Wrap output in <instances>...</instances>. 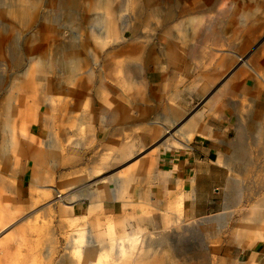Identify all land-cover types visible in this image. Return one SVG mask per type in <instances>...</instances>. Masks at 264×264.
I'll return each instance as SVG.
<instances>
[{
	"label": "rangeland",
	"instance_id": "obj_1",
	"mask_svg": "<svg viewBox=\"0 0 264 264\" xmlns=\"http://www.w3.org/2000/svg\"><path fill=\"white\" fill-rule=\"evenodd\" d=\"M7 1L8 0H1V2H4L3 4H5ZM194 1L195 0H188V2L186 0H155L157 8L161 9L160 17H158L160 18V21L157 20V18L152 19L147 23L129 20L127 11L123 12L122 19L128 21L130 25L128 33H126L124 36L126 37L124 38V42L120 38L118 41H115L110 45L114 44L117 48L118 45L122 44L123 42L133 47H138L141 51L133 52L132 55L129 56L128 53L126 56L127 62L122 69L123 71H114L115 74L111 65L110 67L107 65L108 63L111 64L110 59H112L106 56L107 50H101L100 44L96 43L89 36L91 33L89 30V25L91 20L94 19L95 13L86 11L83 5L77 9L75 13L76 18L75 20L71 21V23L67 20L66 11L61 6L60 0H42L40 2L39 17L35 18V20L33 19L26 25H23L22 23L20 24L16 18L9 15L7 12H0V27H4L3 29L10 32L8 37L11 43H13L12 48L15 49L13 51L16 53L20 51L24 41L33 35V32L38 34L39 32L43 31L45 37L46 35L48 36L45 41L44 48L52 49L54 47V37L59 38L62 41L61 44L64 43L66 45L73 44L74 42L78 44V41L88 40L86 49H83L84 46H80V48L82 49L87 68L89 69H82L79 72V74H82L83 77L84 87L82 88H84L85 93H79L75 95L74 99L76 103L73 104V106L76 108V110L72 112L71 115H55L54 120L49 123L48 128L44 133L42 132V129L40 130V128L35 126L36 124H30L27 122L29 116H32V118L35 120L39 119L42 122V117L44 115H22L23 117L27 118L25 120L23 117H14L13 125L15 129L13 128V130L15 135L18 133V138L20 140L26 139V135H24L20 130L24 123L27 125L26 134L33 133L35 135L34 138L36 139V147L39 145L43 147L47 144L50 139L49 136H51L49 135L50 132L48 131L49 127H51L50 129L52 130L54 128V132L57 134V137H59V151L61 152V155L64 156L66 152L68 156L72 157V161L75 164L70 170H75V175L83 173L82 175L86 174L89 176L86 181H80L74 185L71 182L73 180L72 177L65 175L64 172L70 171L64 170V168L61 166L58 168V172H55L52 174V176L45 178L43 180L42 187L38 189V194L36 197L43 198V196L49 192L50 198H54L57 196L58 190H60L59 192L61 197L67 196L68 200L64 199V201L57 202L55 203L57 205L55 207L51 206L50 209L45 204L48 199H44V201H42V204H45L44 209L36 212L38 217L35 216L36 221L33 223L36 225V238L32 246L33 248L31 247V244H25L22 239L23 234L21 231H19L15 239L9 240L8 247L5 248L3 252L0 251V264H34V262L36 264H49V259L45 260L47 258L43 255H40V252H46L48 245L51 244V242L46 239L47 234H44L45 231H41L42 227H44V229L46 228L52 230V235L54 236L53 238L57 246V250L51 258V264H83L82 261L84 259L81 255L80 257L77 254L66 255L64 247L74 235L79 238L78 240H84L86 227H90L92 230H94V241L102 244H106L111 237H116L119 236V234L122 235L125 232H130L132 229H143L144 235L147 234V238H145V245L148 243L150 245V248L148 247V249H151L152 251L157 248L154 253L156 255L158 254L163 259L162 262L157 264H232L234 259L238 258V256L246 257L253 255V251L262 241H258L251 246H240L235 240L234 234L237 232L235 228L237 225L236 220L239 221V217L242 218L243 215L249 214L252 204H256L257 202V206L260 205L261 210L264 208V187H261L264 186V182L259 183L261 179L264 180V175H262L264 174V166H262L264 161H261L264 160V155L261 153L257 157L259 174L258 172L257 174L253 173L244 179L237 169L230 171L222 162L217 163L215 161V158L218 154H221V161L225 159L226 156H230L232 154L234 155V153H236L235 149L244 143H242V141H237L235 138V115H228L227 118L222 119H218L213 115H207L203 118L201 123L210 128L211 134L209 135L208 139L198 134H194L191 137L189 146L186 149L177 148L175 151L168 153L169 155L171 154L169 158H160L159 169H162L166 173L168 172L166 178V181L169 180V183H167L168 189L158 192L157 187L153 185V193L147 197L146 203L138 204L133 208L128 207L125 209V214L127 215L125 221L122 215L103 217V215L99 214L100 210L95 211L94 217L90 216L89 219H81V214H79L80 210H75L70 203L76 199V196H80L82 194L81 189H84L82 187L84 183L91 185L88 188H96L98 185H103L107 181L106 176L111 175L113 177L115 175L113 173H116L118 170H125L126 168L130 167L135 163L137 158V156L132 155L117 163L114 167H112V169L99 168L100 170H98V172H91L93 167L91 165L92 162L90 159L92 156H94V153H101L100 158L101 156H107L109 154L111 155L114 153L113 146L115 144L113 143L121 141V136H112L108 130L100 133L97 128V124H102V122L105 123L104 116L108 115L109 113L107 110H121V105L123 101L126 100L128 101L127 104L131 106V109L134 106L140 105V101L134 99L135 93L142 92L144 94L146 91H144V88L147 87V85L153 87L155 92H158L159 89L161 90L159 82L163 84L168 82L166 85V94H170L177 89L186 91L189 90L187 89L189 87V80L184 78V71L180 72V74L177 72V74L174 75V78H172L170 81H166L160 76L162 73L169 74L171 72L170 69L180 68L177 67V65L171 63H168L167 65V62L165 61V55L170 54L172 49L174 53L177 51V48L180 49V54H182L184 57L183 59H186L185 61L190 64L189 67L191 68V66L197 67V64L192 58L189 57V53L194 55V58L200 54V45L211 44L204 41L201 35H196V39L182 42L180 41L177 46L172 42V36L173 33H175L173 25L182 20L184 18V14H186L188 11L199 14L197 8L198 6L197 4L193 3ZM208 6L214 10L219 8L225 10L226 8V12H228V14H224L221 24L219 25L222 32L227 30L226 28L231 24L232 20L229 16L233 15V13L237 11H243L249 14V24H252L253 22L264 24V0H210ZM185 10L188 11L182 13V11ZM169 12H173L175 20L173 19L172 21H168L166 23L164 21V15ZM46 17H48L50 21L49 27L43 23L44 18ZM120 22L121 19L118 20L119 24ZM52 25L53 28L55 27L56 30L60 32V35H56V32L51 28ZM204 27H206V25H203L200 31ZM167 33L169 34L167 35ZM228 42L229 41L225 42L220 47L217 46V48H213V52L216 53L215 51H221V49H233L227 47ZM262 45H264V27L259 30L255 36V39L250 43L248 48L245 49L244 53H242L243 56H255L256 54L260 53L258 49ZM93 53L98 55L96 59L97 61L93 59ZM258 56L260 59L264 58V51H262L261 54H258ZM23 58L24 57H22L21 60L24 61ZM5 63L6 56H0V109L10 97L8 91L15 74L21 75V73H17L16 70L22 67L21 63L23 62L19 61V57H17V62L14 64L6 65ZM261 64L264 65V63ZM260 73L264 74L261 71ZM104 74L107 75L105 76ZM126 74H128V77H130L127 80L123 79L122 77ZM87 75L90 76L89 79L84 77ZM181 79H183L184 82L179 84L178 81ZM124 82L126 85H124ZM40 84H42V81H40V83L35 82L33 85H31L28 88L30 93L33 92L36 95L40 94V91L38 92L39 88L41 87ZM63 87L66 89H71V87L74 88L71 84H69V82L68 85L66 84ZM47 90L49 89L45 88V91ZM53 90L58 92L55 87H53ZM102 91H106L109 94L108 100L105 102V104L100 99L101 97L98 96V94ZM184 96L186 98V102L190 105L191 110L198 108L203 102V98L194 99L192 96H189L187 92L184 94ZM30 99L31 96H28L27 100ZM85 100H88L85 102L87 104L84 103ZM256 107L261 112L260 115L264 117V99L259 100ZM151 116L154 115L151 114ZM4 120V115L0 114V179L2 180L4 186H8L7 188L12 187L13 189L17 185V182H19V179H21L23 181L21 185L22 194L25 195L27 193L29 176L20 174L18 179H16V177H12L10 174L14 169V166L11 164L13 158L11 156H9L10 158H7V156H2L5 152L4 147H2V140L8 137L6 134L8 129H5L4 127ZM77 123H83L84 125L82 124L83 126L81 125V127H78ZM92 134L95 135V141L90 143L89 141ZM254 135L251 134L249 139H251L252 142L257 143L254 141ZM215 138H217V140H215ZM85 140H89L88 144L86 145H84ZM219 140H221V142ZM259 142H262V139H260ZM260 145L261 144L259 143L258 146ZM241 146L246 148L247 145L245 143ZM150 148L151 146L147 147L145 151L149 150ZM253 152L254 151H251L252 155L255 154ZM123 153L125 154L126 152L123 151ZM52 158L53 157L50 156L45 160H41L39 165L36 167H39V169L43 170L46 174L48 171L52 172ZM193 158L195 159V167L191 171L183 169L184 173L178 174V177L181 181L178 185L177 180L174 179L175 174H172L171 169L168 167V164L170 163L169 161L176 160L181 161L182 164H185V161H191ZM27 160H29L27 163H25L24 160L17 162L18 166H22V164L24 165V170L26 172L31 171L32 157H29ZM132 170H137L139 175H142L143 173L141 167H134ZM74 173L69 174L73 175ZM229 176H234L237 178L238 183L236 186H228V183L230 182ZM109 184L112 188V183ZM1 185L2 184H0V186ZM52 186L58 190L51 189ZM66 187L69 189H66ZM138 187H140L139 182H135L131 185L132 190H136ZM255 187L258 188V192L250 199L249 195H246V193L250 194V192L248 193L247 191H250ZM246 188L248 189L246 190ZM46 189L51 190L48 191ZM244 190H246L245 193ZM73 191H76L74 197L70 198V195L73 194ZM12 195L13 194H10L8 189L1 194L0 212L3 211L4 206L2 199H9L12 197ZM178 196L182 197V204L180 207L176 202ZM56 198L58 199V197ZM67 205L70 206L67 207ZM59 206H64L65 208L67 207V214H64L65 210H59ZM117 210H119V208ZM230 210H234V213L231 215L229 213ZM217 214H219L220 218H222L221 223H225L222 228L218 227L217 224L212 225V223L200 221V219L204 216H214ZM177 215H180L181 217L179 221L187 222H185V225H180V227L177 226L178 228L175 227L173 230H170L172 226L174 227V225L178 224L175 221ZM20 221L25 220L18 219V222ZM175 222L177 224H175ZM203 222L205 223L204 225ZM31 223L32 222H24L23 224L26 226L27 224L29 225ZM180 223L182 222H179V224ZM11 227H5L6 229L3 230H7V228ZM166 227L167 230L169 229L168 227H170V229L167 231ZM25 229V231L28 232L27 227ZM150 229H153L154 231H150ZM111 231L115 232L112 233ZM43 235L45 238H42ZM32 251L37 253V255H31L30 253ZM190 252L194 254L195 259L187 261L186 258ZM205 254L207 258L206 260H202V255ZM105 256L106 255H103L102 258V261L105 263L102 264H106V262L107 264H112V257ZM64 259L68 261L65 262Z\"/></svg>",
	"mask_w": 264,
	"mask_h": 264
},
{
	"label": "crops",
	"instance_id": "obj_2",
	"mask_svg": "<svg viewBox=\"0 0 264 264\" xmlns=\"http://www.w3.org/2000/svg\"><path fill=\"white\" fill-rule=\"evenodd\" d=\"M237 42H238V37L234 38L227 44L228 48H233V49H221V51H215L216 53H214L212 50L213 48H217L216 45L213 44H205V45L202 44L200 46L198 45L200 47V54H198L193 58L194 55L189 53V57L192 58L194 62H196L197 64V67L191 66V68L189 67L190 64L186 62L185 61L186 59L184 60L183 59L184 57L182 56V54H180V49L177 48V51L175 53L172 49L170 54L165 55L166 56L165 61L167 62V65L168 63H171L177 65V67L180 68L170 69L171 72L169 74L162 73L160 77L166 81H170L172 78H174V75H176L177 72L178 74H180V72L184 71L185 72L184 78H187L189 80V87L187 88L189 89L188 91L177 89L174 92H171L170 94H166L165 91L167 90L166 85L168 82L165 84L159 82L161 86V90L159 89L158 92H155L153 90L154 89L153 87L147 85V87L144 88V91L146 90L144 94L142 92L135 93L134 99L140 101L139 102L140 105L134 106L131 109V106L127 104L128 101L126 100L123 101L121 105L122 106L121 110L119 111L115 109L112 111L107 110L109 113L108 115L104 116L105 123L102 122V124H97L98 126L97 128L100 133H103L108 130L110 132V135L112 136L114 135L121 136L120 137L121 141H117L113 143L115 144L113 146L115 153L111 155L109 154L107 156H101L100 158L101 153L99 152L94 153V156H92V158L90 159L92 162L91 165L93 167L91 169V172H98V170L107 169V167L109 169L110 168L112 169V167H114L117 163L123 161L124 159L132 155L137 156V158L135 160V163L130 167L126 168L125 170H118L116 173H113L115 174L113 177L110 174H109L110 176H106L107 181L103 185H98V187L96 188H88L91 185L86 183L83 184L82 187L84 189H81L82 194L80 196L79 195L76 196V199L70 202L72 204L70 205L73 206L75 210H80L79 214H81L80 216L81 219H89L90 216L94 217L95 211L100 210L99 214L103 215V217L122 215L125 221L127 218L126 217L127 215L125 214V209L128 207L133 208L135 205L146 203L147 197L153 193V185L157 187L158 192L167 190L168 189L167 183H169V180L166 181V178L168 172L166 173L162 169H159L160 166L159 159L169 158L171 154L169 155L168 153L175 151V149L177 148L186 149L189 146V141L191 139L190 137H192L193 134H198L208 139L209 135L211 134L210 128L201 123L203 118L206 117L207 115H213L218 119L227 118L228 115H235L236 140L239 142L242 141V143L244 142L243 144H245L246 140L248 139L247 142L250 143L246 144L247 145L246 149L248 150L251 149L250 151H254L255 149H264V146H262V144H264V138L261 137L262 142H259V139L261 138H259L257 131L252 128V126L255 124L253 123L254 121H256L257 124L259 120L260 121L264 120L262 119L264 117L259 115L261 112L256 107L257 102L259 100L264 99V96H262L264 95V74H261L262 76H259L257 74V71H259V73L260 71L264 73V65L261 64L264 63V58L260 59V57L258 56V54H261V52L251 57L250 56L248 57V55L243 56V54L237 48ZM174 45L177 46L178 44H174ZM241 56L253 62L256 70L250 67H246V66L244 67L239 61ZM209 61H211L210 64ZM242 69L244 72L242 71ZM213 75L215 76L221 75L222 77L218 76L217 79L214 77L211 78V76ZM123 77H124L123 79L125 80L130 78L128 77V74L124 75ZM202 78L205 80H203ZM225 81L226 84L224 83ZM178 82L180 84L184 81L183 79H181ZM227 83H229L228 84L229 86H226ZM222 86L226 87V89L223 88L225 89L224 91L222 88H220ZM185 91L189 94V96H192L194 99L203 98L202 104L198 108L191 110V107L186 102V98L184 96V94H186ZM106 94H107V99H104L103 97L100 96L101 97L100 99L104 101V104L108 100L109 94L107 92ZM209 98L212 100H210ZM207 101L210 103H208ZM241 103L244 104V106ZM246 106L249 107L247 108ZM244 108L248 109L249 112H255L257 115H249L246 112L244 113L245 111ZM151 114H153L154 116H151ZM52 116L50 117V115H44L42 117V122L39 119H37L36 122L34 123L36 124L35 126L42 129V132L44 133L45 130H47L49 123H51V121H53L55 118V115ZM50 118H52V120H50ZM77 124L78 127H80L81 126L80 124L82 123H77ZM249 125H251V127ZM182 128H184V130ZM48 131L50 132L49 135H51L49 136V138L51 140L52 139L56 140L55 150L49 149L47 145H44L43 147L39 145L38 147H36L35 146L36 139L34 138L35 135L33 133L27 134L25 140L24 139L20 140L18 138V133L15 135L13 129L10 131L8 130V132L6 133L8 137L2 140V147H4L5 149V152L2 156L3 157L7 156V158H10L9 156H11L13 158L11 164L14 166V169L11 171L10 175L12 177H16V179H18L20 174L24 176L26 175L29 176L27 193L25 195L22 194L21 185L23 181L21 179H19V182H17V185L15 186L14 189L12 187L7 188L8 186H4L2 180L0 179V184H2L0 186V199H1V194L5 192L7 189L10 194L11 193L13 194L12 197H10L9 199L7 198L2 199V201L4 202L3 211L0 212V251L2 252L5 250V248L8 247L9 243L7 241L12 240V237L15 239V236L19 231H21L23 234L22 239L25 242V244L26 245L31 244L32 247L36 238L35 224H33L35 222L34 221L35 216L33 218V215H35L36 212L39 211L40 209L43 210L45 204L46 205L48 204L47 206L49 207L51 206L55 207L57 205V204L53 205L56 202L54 200L55 197L50 198L49 192H47L46 195L43 196V198L38 197L39 202H37L35 205L30 204L29 192H30V188H32V185L37 184L36 189L38 192V189L42 187L43 179L52 176V174L55 172H58L57 170L61 166L64 168V170L70 171V172H66V171L64 172L65 175L72 177L73 180L71 182L74 185L77 182L86 181L88 178V175L86 174L82 175L83 173H79L75 175L74 172L76 171L70 170L75 165L74 162L72 161V157L68 156L66 152L64 156L61 155V152L59 151L60 150L59 137H57V134L54 132V128L53 130L49 129ZM237 132H239L240 134H237ZM251 134L252 135L255 134L254 138L255 136H258L254 140L257 143H254L251 141V139H249V136ZM9 136L14 137V144L12 145L13 147L10 146V148L6 141L8 140ZM94 137L95 135L92 134L90 141L85 140L84 145L88 144V141L90 143H93L95 141ZM165 139H168L169 141ZM215 140H217V138H215ZM219 141L221 142V140ZM258 142L261 144L262 147L261 146L258 147L259 144ZM150 146L151 148L145 151V149H147V147ZM240 146L237 149H235L236 155L234 153V155H232L233 157L231 155H230L231 157L226 156V158L223 159L224 160L223 162V160L221 161V154H218L215 158V161L217 163L222 162L230 171L239 168L240 162L238 161V159H236L239 158V156L236 158L234 156L239 155L240 154L239 150H241L242 147H244V146L242 147ZM253 146L256 148H254ZM116 149L118 150V152H116L117 151ZM123 151H125L126 153L124 154ZM148 155L152 157L150 158ZM50 156L53 157L51 162L52 172L48 171L49 173L48 175V173L45 174L43 170H40L39 167L36 166L39 165L41 160H45ZM29 157H32V163H31L32 167H31V171L26 172L24 170V165L22 164V166L20 165L18 166L17 162L20 160H24L25 163H27L29 161L27 160V158ZM71 162L73 163L70 164ZM169 162L170 163L168 164V167L171 169V173L175 174L174 179L177 180V184L181 182L180 178L178 177V174L180 173L183 174L184 173L183 169H186L187 171H191L195 167L194 158L191 161L190 160L185 161V164H182L181 161H176V160H170ZM145 164H147L148 166H146ZM134 167L142 168L143 173L141 176L137 173V170H132V168ZM69 173H74V174L70 175ZM130 173H134V175H128ZM33 177H37L39 181L36 182L35 180H32ZM233 177L234 176H229L230 185ZM135 182H139L140 187H138V189L136 190H132L131 185ZM109 183H112L113 186L112 188L110 187ZM67 187L66 189H69ZM51 189L54 190L57 188L52 186ZM51 189H46V190L49 191ZM75 192L76 191H73L74 194ZM73 197L74 195L72 194L70 198ZM44 199H48L47 200L48 203L46 202L45 204H42L43 203L42 201H44ZM64 199L68 200V197L62 196L58 202L64 201ZM90 202L98 203V205L94 206L91 209V211L89 210ZM176 202L177 204H179L180 207L182 204V197L179 196ZM59 207H58L59 210L65 209L66 212L64 214L68 212L67 207L66 208L64 206L62 207L59 206ZM118 208L119 210H117ZM177 217L175 221L177 219H181L180 215L179 216L177 215ZM18 219L20 220L27 219V221L18 222ZM31 220H33L31 224L29 225L27 224L26 226L23 224L24 222L29 223L31 222ZM9 226L12 227L7 228V230H3L6 229L5 227H9ZM26 227L28 232L25 231ZM86 228L85 231L87 232L90 231L93 238L95 239L93 233L94 230H92V228L90 227H86ZM141 230L144 231L143 229ZM141 230L136 229L135 231H141ZM150 230L154 231L153 229ZM132 231L133 229L130 232ZM12 233L14 235H7ZM125 233H129V232H125ZM43 237L44 235L42 236V238ZM1 239L5 241L2 243ZM261 241L262 242H260L253 251V255L246 257L238 256V258L234 259L232 264H264V240ZM252 244H247V245L242 244V245L251 246ZM238 245L241 246V244Z\"/></svg>",
	"mask_w": 264,
	"mask_h": 264
},
{
	"label": "bare ground",
	"instance_id": "obj_3",
	"mask_svg": "<svg viewBox=\"0 0 264 264\" xmlns=\"http://www.w3.org/2000/svg\"><path fill=\"white\" fill-rule=\"evenodd\" d=\"M41 1L42 0H8L5 4H3L4 2H1V0H0V12L5 11L9 15L16 18L20 22V24L22 23L23 25H26V24L30 23L33 19L35 20V18L39 17V15H40V2ZM60 1H61V6L66 11L67 20L70 23H71V21L75 20V18H76L75 13L81 5H83L85 7L86 11H90V12L95 13L94 19L91 20L90 25H89V30L91 32L89 36L96 43L100 44L101 50H103V51L107 50L106 56L112 58V59H110L111 64L108 63L107 65H108V67H110V65H111L113 72L117 71V70L121 71L124 68V65L127 62L126 56L128 53H129L128 54V56H129V55H132L133 52H136V51L140 52L141 51L140 48H138V47H133L131 45L123 43L124 38H126L124 36L126 33H128V29L130 26L128 21L122 19L123 12L127 11L129 20L147 23L148 21L157 18V20L160 21V18H158V17H160L161 9L157 8V6L155 4V0H121V1H119V0H60ZM186 1L188 2V0H186ZM209 1L210 0H195L193 2L194 4H197L199 14H196L194 12H189L188 10H187L188 12L186 10L182 11V13H184V12H187V13L184 14V16H183L184 18L182 20H180L178 23L173 25L174 26L173 28L175 29L174 30L175 33H173V36H172L173 44H178V43H180V41L182 42V41H187V40L189 41L192 39H196V35H201V37L204 41L211 43L213 45H216V46H221L225 42H227V41L230 42L234 38L238 37L237 48L241 53H243L245 51V49L248 48L250 43L255 39V36L259 32V30H261V28L264 27V24L255 23V22H253L252 24H249L248 23V19H250L249 14L246 12H243V11H241V12L237 11V12L233 13V15L229 16L232 20L231 24L229 27L226 28L227 30H224L222 32L220 30L221 27L219 25L221 24V21L223 19L222 17H224V14H228V12H226L225 7H224L225 10H222L221 8L216 9V10L212 9L210 6H208ZM228 5H229V3H228ZM160 8H161V6H160ZM164 16H165L164 21L166 23L168 21H172L174 19L173 12H169ZM120 19H121V22L119 24L118 20H120ZM206 21H207V23H206ZM43 23L47 27H49L50 21H49L48 17L44 18ZM9 25H10V23H9ZM53 25L51 27L52 30H54L56 32V35H60V32H58V30H56L55 27L53 28ZM203 25H206V27H204L200 31V29L202 28ZM3 28L0 27V56L1 57L6 56V63H5L6 65L14 64L15 62H17V57H19V61L23 62V63H21L22 67L18 68L16 70L17 73H21V75L15 74L13 81L10 84L9 91H8V94L10 97H9V99L6 100V102L3 104V106L0 109V114L4 115V118H5V120H4L5 129H8L10 131L14 128L12 120L14 117L17 118V116L23 117L22 115H50V117H51L52 115H56V116L57 115H71V113L76 110V108L73 106V104L76 103V101L74 99L75 95H77L79 93H82V94L85 93L84 88H82V87H84L83 77H82V74H79V72L82 69H84V70H89V69L87 68L85 57H84V54L82 53V49L80 48V46H84L83 49L85 50L87 45H88V40L78 41V44L76 42H74L73 44L66 45L64 43L61 44L62 41L59 38H56V37L53 38L52 37L54 40V43H53L54 47L52 49L51 48H44L45 41H46L48 36L46 35V37H45V35L43 34V31L39 32L38 34H36V32H33L32 33L33 35L28 37L24 41L22 48L20 49V51L18 53H16L15 51H13V50H15L14 48H12L13 43H11V41L8 37L10 32H8L7 30H5ZM189 30H191V31H189ZM165 33H166V31H165ZM168 34L169 33H167V35ZM120 38L123 42H122V44L118 45L117 48L115 47L114 44L110 45L111 43L118 41ZM258 50L260 52L264 51V45L260 46ZM206 51H207V49H206ZM93 56H94L93 59L96 60L98 55H95V53H93ZM22 57H24L23 58L24 61L21 60ZM203 57H204V55H203ZM239 61L244 67L246 66V67H250V68H253L254 70H256L254 63L245 59V57L241 56ZM210 62L211 61H209V64H210ZM209 64H207V65H209ZM107 65H106V67H107ZM242 71H243V69H242ZM86 73H88V72H86ZM114 74H115V72H114ZM257 74L259 76H262L261 73H259V71H257ZM218 76L220 77L221 75H217V76L213 75V76H211V78L214 77L217 79ZM84 77L87 79L90 78L89 75L84 76ZM211 78H209V79H211ZM113 80H114V78H113ZM203 80H205V79H203ZM221 80H223V79H221ZM40 81H42V84H40L41 87L38 90V92L40 91V94L36 95L33 92L30 93L28 88L31 85H33L35 82L40 83ZM226 81L224 82L225 84H226ZM68 82L74 88H72V87H71V89L64 88L63 86H65L66 84L68 85ZM62 84H63V86H62ZM220 84H221V82H220ZM225 84H223V85H225ZM228 84L229 83H227L226 86H229ZM124 85H126V83ZM53 87H55V89L58 92H55L53 90ZM45 88H48L49 90L45 91ZM220 88L226 89V87H223V86ZM225 89H223V91ZM53 91H54V93H53ZM221 92H222V90H221ZM28 96H31L30 100H27ZM98 96H101L104 99H107L106 92H104V93L102 92L101 94L99 93ZM210 100H212V99H210ZM87 101L88 100H85L84 103ZM208 103H210V102H208ZM85 104H87V103H85ZM242 105L244 106V104H242ZM240 111H241V108H240ZM245 112L248 113L249 115H257L255 112H249L248 109H245L244 113ZM23 119L25 120L27 118L23 117ZM262 119H264V118H262ZM50 120H52V118H50ZM27 122L32 124V123H35L36 120L33 119L32 116H29V118L27 119ZM253 123H255V124L252 126V128L257 131L259 138H261V137L264 138V120H261V121L259 120L257 122V124H256V121H254ZM82 124H80V125H82ZM251 125H249V126L251 127ZM50 128L51 127H49V129ZM26 129H27V125H25L23 123L20 130L22 131V133L24 135H27ZM182 129L184 130V128H182ZM237 134H240V133L237 132ZM258 136H255V138ZM165 140L169 141L168 139H165ZM247 140H246V144L248 143ZM6 141H7V144L9 145V148H10V146H12L14 144V137L9 136L8 140H6ZM163 143H164V141H163ZM236 143H237V141H236ZM46 145L49 149L55 150L56 149V140L50 139ZM262 146H264V144H262ZM240 147H242V146H240ZM250 150L246 149L245 147H242V149L239 150L240 154L237 156H234L235 158L238 156L240 158V159L236 158L240 162L239 168H236V169L240 172L243 179L252 175L253 173L257 174L258 168H259V165L257 164V160H258L257 157L261 153H262V155H264V149H255L253 152V153H255L254 155L251 154ZM116 152H118V150ZM144 158H146V157H144ZM107 159H108V157H107ZM261 161H264V160H261ZM149 162H151V161H149ZM227 162H229V161H227ZM145 165L148 166L147 164H145ZM230 166H231V163H230ZM262 166H264V164H262ZM107 169H108V167H107ZM148 171H149V169H148ZM258 174H259V172H258ZM48 175H49V173H48ZM128 175H134V173H130ZM262 175H264V174H262ZM32 180H35L36 182L39 181L37 177H33ZM236 181H237V178L233 177V179L231 180V185H229V186H232V185L236 186V184L238 183V181L237 182ZM242 182H244V181H242ZM261 182H264V180L261 179L259 183H261ZM260 185H262V184H260ZM36 186H37V184L32 185V188H30V192H29L30 193V198H29L30 202L29 203L32 205H35L37 202H39V198L36 197L38 194ZM261 187H264V186H261ZM114 188H115V185H114ZM247 189L248 188H246V190ZM246 190H244V193ZM59 191H58V194L56 196V197H58V199L56 197L54 198V200L56 202H58L60 197H61ZM247 192L248 193L250 192V194L246 193V195H249V198L251 199L253 197V195L257 194L258 188L257 187L252 188V190L247 191ZM73 195H74V193H73ZM70 197H71V195H70ZM229 200H230V198H229ZM55 203L53 205H55ZM234 204H235V202H234ZM234 204H232V205H234ZM96 205H98V203L90 202L89 210L91 211V209ZM259 206H257V202H256V204H252V206L250 207L249 214L243 215L242 218L239 217V219H240L239 221L236 220L237 225L235 226V228H236L237 232H235L234 236H235V240L237 241L238 244L247 245V244H252L254 242H257V241L264 240V208H262V210H261V206L260 207ZM229 213H230V215L233 214L234 210H230ZM219 214L214 215V216H204L200 219V221H204L205 223H212V225L217 224L218 227L222 228L225 223H221L222 218H220ZM34 216H37V215L36 214L33 215V218H34ZM25 221H27V219H25ZM34 221H36V219ZM176 221L178 224L175 222V224H177V225H174V227L172 226L171 229H170V227H168L170 230H173L175 227L178 228V227H180V225L186 224L185 221H179V219H177ZM179 222H182V223L179 224ZM204 222H203V225L205 224ZM45 229H44V227H42L41 231L42 232L45 231L44 234H47L46 239H48L49 242H51V244L48 245V247L46 249L47 251L46 252H40V255L45 256L47 258L45 260L49 259L48 262H49V264H51L52 263L51 258L54 255V253L56 252L57 246H56L55 240L53 238L54 236L52 235V230L51 229L45 230ZM166 230H167V227H166ZM219 231H220V229H219ZM9 233H11V232H9ZM7 235H14V234L12 233V234H7ZM146 235L147 234L144 235L142 230L141 231L133 230L132 232H129V233H123L122 235L119 234V236H116V237L113 236L110 238V240L106 244H102L99 242H95L94 241L95 239L93 238L91 232L86 231V233H84V240H82V241L78 240L79 238H77L74 235L72 238H70V240L68 241V243L66 244L64 249H65L66 255H69V254L76 255L77 254V255H79V257L81 255L84 259L83 261L81 259L83 264H102V263H105L102 261L103 255H106L105 257H108V256L112 257V264H147V263L157 264L159 262H162L163 259L158 254L156 255L154 253V251L157 248L154 251H152L151 249H148V247L150 246L148 243L145 245V240H146L145 238H147ZM15 238H16V236H15ZM12 239H14V238L12 237ZM7 240H9V239H7ZM1 241L3 243L5 240L1 239ZM37 241H38V239H37ZM43 241H41V242H43ZM7 242L9 243V241H7ZM31 254L33 256L37 255V253H35L33 251ZM206 258H207L206 254L202 255V260H206ZM186 259H187V261L193 260V259H195V256L192 252H190V254L187 256ZM64 261L66 262L68 260L64 259ZM34 264H36V263L34 262ZM38 264H42V263H38ZM106 264H107V262H106Z\"/></svg>",
	"mask_w": 264,
	"mask_h": 264
}]
</instances>
